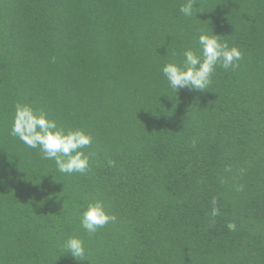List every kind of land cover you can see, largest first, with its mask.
I'll list each match as a JSON object with an SVG mask.
<instances>
[{
  "label": "trees",
  "instance_id": "16d2710c",
  "mask_svg": "<svg viewBox=\"0 0 264 264\" xmlns=\"http://www.w3.org/2000/svg\"><path fill=\"white\" fill-rule=\"evenodd\" d=\"M187 2L0 0V264H264V0ZM201 33L242 58L176 92ZM17 104L91 135L88 170L13 136ZM96 200L116 219L89 234Z\"/></svg>",
  "mask_w": 264,
  "mask_h": 264
},
{
  "label": "clouds",
  "instance_id": "9594fccd",
  "mask_svg": "<svg viewBox=\"0 0 264 264\" xmlns=\"http://www.w3.org/2000/svg\"><path fill=\"white\" fill-rule=\"evenodd\" d=\"M181 13L186 17L196 16L194 0H188L181 6ZM199 54L187 49L183 52V63H165L161 68L163 77L176 92L180 89L203 91L210 83L217 65L224 69L235 68L242 58L241 51L229 47L227 41H221L218 35L199 34L197 38ZM11 134L30 148L38 149L42 159L54 161L59 172L64 174L85 173L89 168V157L82 149L92 142L91 135L82 130L65 132L57 126L54 120L48 119L43 112L37 113L27 104H17L14 110ZM215 205V201H213ZM219 210L212 208L211 216L216 217ZM116 217L105 211L102 201L96 200L87 204L80 215V226L89 234H94L98 228ZM229 230H235V225L229 223ZM64 247L73 257L83 258L84 242L75 236H70Z\"/></svg>",
  "mask_w": 264,
  "mask_h": 264
}]
</instances>
